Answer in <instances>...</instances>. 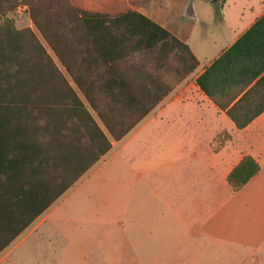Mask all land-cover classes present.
I'll return each mask as SVG.
<instances>
[{
    "label": "crops",
    "instance_id": "obj_1",
    "mask_svg": "<svg viewBox=\"0 0 264 264\" xmlns=\"http://www.w3.org/2000/svg\"><path fill=\"white\" fill-rule=\"evenodd\" d=\"M126 1L185 44L197 65L189 70L194 61L175 41L133 40L117 73L133 81L131 90L113 100L102 74L88 89L92 106L54 55L77 100L58 76H36L51 83L40 91L51 105H0V264L88 259L87 228L100 209L89 213L75 195L91 193L96 177L100 185L114 178V208L100 204L121 224L129 217L131 236L120 241H131L133 264L170 258L189 238L264 252V110L243 128L228 114L264 103V22L243 38L264 17V0H182L170 11L163 6L172 0ZM214 61L215 100L197 84ZM62 96L68 104H59ZM98 112L126 115L129 131L113 139ZM246 156L259 171L234 191L229 174Z\"/></svg>",
    "mask_w": 264,
    "mask_h": 264
},
{
    "label": "trees",
    "instance_id": "obj_2",
    "mask_svg": "<svg viewBox=\"0 0 264 264\" xmlns=\"http://www.w3.org/2000/svg\"><path fill=\"white\" fill-rule=\"evenodd\" d=\"M20 5L28 7L34 31L18 29L12 21L0 23V105L35 107L40 102L51 105L50 97L40 94L41 90H50L51 83L37 80L36 76H44V79L58 76L59 84L64 85L59 88L68 91L70 97L77 100L41 39L52 50L64 71L84 91L92 106L94 101L88 89L99 85L93 79L102 74L111 77L104 85L110 95L108 97L113 100L114 92L122 94L131 90L133 81L121 80L117 78V73L121 71L120 61L131 58L133 40L162 47L169 41H175L194 61L189 70L197 65L185 44L136 11L126 0H0V17L15 11ZM263 22L264 17L243 38L253 34ZM197 84L215 100V61L197 79ZM59 100V104H68L69 99L62 96ZM263 110L264 103L248 115L242 116L234 110L228 114L238 128H243ZM98 116L115 140L129 131V125L121 127L127 119L124 114L98 112ZM92 123L95 125L94 121ZM110 146L108 141V149ZM259 168L253 157L243 158L228 177L233 190L246 184Z\"/></svg>",
    "mask_w": 264,
    "mask_h": 264
},
{
    "label": "rangeland",
    "instance_id": "obj_3",
    "mask_svg": "<svg viewBox=\"0 0 264 264\" xmlns=\"http://www.w3.org/2000/svg\"><path fill=\"white\" fill-rule=\"evenodd\" d=\"M181 1L182 0H172L169 3H165L163 8L169 11L178 10L180 9ZM19 7H22V9L19 10ZM19 7L15 11L0 17V23L5 24L6 22L12 21L14 26L18 29L29 28L34 31V25L30 18L28 7L23 5ZM41 41L48 55L57 61L46 42L42 39ZM61 69L64 71L62 67ZM114 162L115 160L109 161V171H113L110 167L113 166L114 168ZM97 179L98 177L93 178L91 183L88 184L92 186L91 193L85 195L81 190L75 195V197L83 196L81 199L83 200L85 209H87L89 213H91L89 210L91 206L99 207L100 209V214L98 216L91 213V220H93L94 223L87 228L88 233L92 235L90 244L93 254L88 257V259L75 258L71 260L75 261L74 264H133L131 258V241H120L126 236H131L129 217L125 216L121 224V221H116L111 217V209L105 210L106 208L104 207L105 205H108V208H114L115 206L116 194L114 178L105 179L103 185H100ZM102 201H107V204L103 207L100 204ZM107 218H109L107 225H103L102 223H106ZM195 239L196 238H189L188 244L181 248L172 246L169 250L170 256L168 257L170 258L140 259L141 264H264V252L251 254L247 251H242L238 248L219 243H215V248H213L210 243L203 242L199 244ZM100 244H102V247H100ZM100 249H102L103 253L106 251V254L104 255L102 253L100 255ZM120 252H124L125 255L119 254ZM118 255L122 257H117Z\"/></svg>",
    "mask_w": 264,
    "mask_h": 264
},
{
    "label": "built area",
    "instance_id": "obj_4",
    "mask_svg": "<svg viewBox=\"0 0 264 264\" xmlns=\"http://www.w3.org/2000/svg\"><path fill=\"white\" fill-rule=\"evenodd\" d=\"M22 9V7H19V10H21Z\"/></svg>",
    "mask_w": 264,
    "mask_h": 264
},
{
    "label": "water",
    "instance_id": "obj_5",
    "mask_svg": "<svg viewBox=\"0 0 264 264\" xmlns=\"http://www.w3.org/2000/svg\"><path fill=\"white\" fill-rule=\"evenodd\" d=\"M210 1H216V0H210Z\"/></svg>",
    "mask_w": 264,
    "mask_h": 264
}]
</instances>
